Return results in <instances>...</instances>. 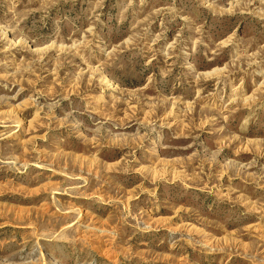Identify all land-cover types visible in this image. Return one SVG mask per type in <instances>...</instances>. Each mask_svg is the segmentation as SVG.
<instances>
[{
	"label": "rangeland",
	"instance_id": "1",
	"mask_svg": "<svg viewBox=\"0 0 264 264\" xmlns=\"http://www.w3.org/2000/svg\"><path fill=\"white\" fill-rule=\"evenodd\" d=\"M0 264H264V0H0Z\"/></svg>",
	"mask_w": 264,
	"mask_h": 264
}]
</instances>
